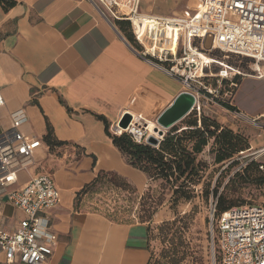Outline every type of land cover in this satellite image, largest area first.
Returning a JSON list of instances; mask_svg holds the SVG:
<instances>
[{
	"label": "crops",
	"instance_id": "0c3cea01",
	"mask_svg": "<svg viewBox=\"0 0 264 264\" xmlns=\"http://www.w3.org/2000/svg\"><path fill=\"white\" fill-rule=\"evenodd\" d=\"M0 4V135L23 111L20 130L41 140L27 166L25 182L51 174L61 194L50 211L59 240L45 264H150V222L119 223L91 210L79 193L100 177L115 175L134 186L144 173L114 145L113 128L126 115L156 122L183 91L180 79L143 56L117 20L97 0H14ZM202 0H141L146 15L193 13ZM245 72L251 71V61ZM262 75L239 78L231 105L243 120L264 119ZM109 126V133L106 130ZM12 209V214H8ZM13 226L19 209L0 200ZM0 264L6 263L0 258Z\"/></svg>",
	"mask_w": 264,
	"mask_h": 264
},
{
	"label": "built area",
	"instance_id": "2783aa9c",
	"mask_svg": "<svg viewBox=\"0 0 264 264\" xmlns=\"http://www.w3.org/2000/svg\"><path fill=\"white\" fill-rule=\"evenodd\" d=\"M97 2L114 18L131 23L140 53L180 79L183 91L194 96L198 113L218 97L225 84L221 98L231 104L238 78L252 72L263 74L264 0H202L193 13L175 16H148L140 11L141 0ZM207 36L211 49L204 46ZM231 56L250 59L252 72L232 65L228 61ZM210 79L217 84L211 85ZM4 104L0 92V107ZM131 116L127 128L120 125L124 116L116 123L114 134L127 132L135 141L147 142V125ZM22 119L23 111L16 112L12 128L0 135V200L22 213L11 226L0 211V258L6 263L45 264L59 240L50 211L60 204L61 194L51 174L19 180V172L27 168L21 161L31 158L42 143L38 137L21 132ZM163 137L157 138L161 141ZM216 203L211 199V244L215 254L217 242L218 264H264V200L233 206L218 216Z\"/></svg>",
	"mask_w": 264,
	"mask_h": 264
},
{
	"label": "rangeland",
	"instance_id": "374dc122",
	"mask_svg": "<svg viewBox=\"0 0 264 264\" xmlns=\"http://www.w3.org/2000/svg\"><path fill=\"white\" fill-rule=\"evenodd\" d=\"M204 46L210 48L211 38L206 39ZM230 60L236 65L240 59ZM209 83L217 84L213 79ZM226 88L227 85L222 86L218 97L203 106L201 112L231 129L239 142L248 146L246 150L216 163L211 140L198 156L202 161V177L185 193L175 194L164 180L151 179L138 169L144 173L139 186L122 177L105 179L87 197L91 210L111 221H150L152 264H218L217 242L215 254L211 244V196L206 197L207 191L218 189L228 205L264 200V119L243 120L225 108L220 100ZM11 210L8 209V214H12Z\"/></svg>",
	"mask_w": 264,
	"mask_h": 264
},
{
	"label": "trees",
	"instance_id": "16d2710c",
	"mask_svg": "<svg viewBox=\"0 0 264 264\" xmlns=\"http://www.w3.org/2000/svg\"><path fill=\"white\" fill-rule=\"evenodd\" d=\"M15 3L14 0H0V4L5 10L14 6ZM117 20L122 21L121 19ZM123 21L128 24L130 29V31H127L128 36L137 42L131 23L128 20L123 19ZM233 57L236 56H231V59ZM236 59H240L236 65L242 68L247 67L250 63L248 58L236 57ZM228 61L234 65L230 59ZM235 89L236 87L232 88V95ZM222 104L229 110H235L229 100H222ZM106 130L109 133L107 124ZM112 138L114 145L122 152L130 165L144 171L151 179L164 180L174 189L175 194L185 193L186 190H190L192 185L196 184L202 177V161L198 159V156L210 144L211 140H213V150L216 152V163L229 160L236 153L248 148V146L239 142V137L231 129L222 127L216 120L210 119L202 112L198 113L195 109L181 120L179 124L177 123L167 130L158 146H153L147 142L139 143L127 132H123L120 135H112ZM117 177L115 175L102 176L91 185L82 189L79 195L91 193L93 187L102 180ZM186 196L188 197V195ZM210 196V199L217 202L216 216L236 206L228 205L225 196L222 193H218V189H215L212 193L207 191L206 197L209 198ZM150 264H152V258Z\"/></svg>",
	"mask_w": 264,
	"mask_h": 264
},
{
	"label": "water",
	"instance_id": "95a60500",
	"mask_svg": "<svg viewBox=\"0 0 264 264\" xmlns=\"http://www.w3.org/2000/svg\"><path fill=\"white\" fill-rule=\"evenodd\" d=\"M195 103L196 101L192 94L182 91L157 118L156 123L161 128L159 134L165 135L167 130L188 116L193 111ZM131 120L132 116L126 114L121 119L120 125L123 128H127ZM160 142L157 137L152 135L147 138V143L153 146H158Z\"/></svg>",
	"mask_w": 264,
	"mask_h": 264
},
{
	"label": "bare ground",
	"instance_id": "6f19581e",
	"mask_svg": "<svg viewBox=\"0 0 264 264\" xmlns=\"http://www.w3.org/2000/svg\"><path fill=\"white\" fill-rule=\"evenodd\" d=\"M207 38H208V36H207ZM206 39H205V41H206ZM211 46H212V42H211ZM211 46H210V48H207V49H211ZM139 121L142 124L145 123L142 119H139ZM145 124L147 125L146 129L150 133V135H152L154 137H159L160 136L159 131H160L161 128L156 122H146Z\"/></svg>",
	"mask_w": 264,
	"mask_h": 264
}]
</instances>
